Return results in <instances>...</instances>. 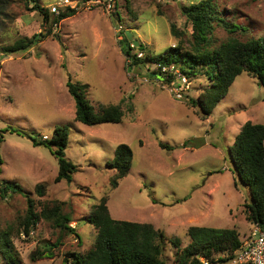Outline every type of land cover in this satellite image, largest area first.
Segmentation results:
<instances>
[{
    "label": "rangeland",
    "instance_id": "rangeland-1",
    "mask_svg": "<svg viewBox=\"0 0 264 264\" xmlns=\"http://www.w3.org/2000/svg\"><path fill=\"white\" fill-rule=\"evenodd\" d=\"M34 1L46 8L47 20L32 8ZM54 1L1 0L0 179L18 182L34 197L37 211L43 204L61 202L75 229L62 231L41 217L27 236L19 228L27 204L23 192L0 193V228L12 230L21 264H64L67 251L86 250L96 233L87 216L104 194L114 218L150 222L164 231L165 264H175L170 239L178 237L180 246L185 245L190 224L235 227L244 238L251 226L243 211L250 190L236 174L229 148L245 120L264 123V86L242 71L204 116L189 100L208 85L203 73L188 78L178 97L170 84L151 73L152 62L128 66L123 29L138 41L131 43V52L155 55L178 39L189 46L191 25L181 11L189 0H70L75 13L56 25ZM217 3L228 20L245 27L235 32L240 38L264 34V0ZM172 25L182 34L172 33ZM41 29L51 32L28 49L1 51V45ZM228 34L221 25L213 30L217 41ZM69 78L87 83L86 97L95 107L98 102L119 103L121 120L86 124L76 119ZM55 125L68 128L63 153L76 165L70 181L54 179L56 146L48 138ZM30 136L42 142L34 143ZM119 142L131 147L132 160L112 187L114 169L107 161ZM38 182L45 183L42 195L35 191ZM36 249L53 255L32 260ZM0 264H6L1 253Z\"/></svg>",
    "mask_w": 264,
    "mask_h": 264
},
{
    "label": "trees",
    "instance_id": "trees-1",
    "mask_svg": "<svg viewBox=\"0 0 264 264\" xmlns=\"http://www.w3.org/2000/svg\"><path fill=\"white\" fill-rule=\"evenodd\" d=\"M0 0V16L2 5ZM47 20L49 14L46 8L37 1L32 5ZM75 8L67 6L52 18V24H57L62 18L75 13ZM181 11L191 25L189 46H185L181 39L174 45H169L164 51L152 55L137 56L131 52L133 40L127 37L125 30L122 32L123 51L128 59V66L160 62L175 64L188 78L198 72L208 78L209 83L196 98L189 100L199 105L204 116L210 114L213 106L227 92L236 75L245 71L256 78L264 86V34L240 38L235 34L238 30L245 29L242 24L228 20L223 10L219 8L217 0H189L181 5ZM216 25H221L229 33L220 41L213 37ZM171 31L176 36L182 33L171 26ZM51 30H39L30 36H22L12 43L1 45V51L9 54L19 50H26L42 40ZM141 50L145 47L141 43L137 46ZM151 73L163 78L159 70L152 69ZM166 80H169L166 79ZM68 91L74 99L75 118L86 124L101 122H118L123 116L119 103L98 102L93 105L86 97L87 83L66 81ZM11 130L19 129L11 127ZM34 143L42 142L30 136ZM47 139V138H43ZM56 148L58 170L55 180L65 179L70 181L76 165L66 158L63 149L68 143V128L66 125H55L52 135L48 138ZM161 146H167L159 142ZM229 154L234 164V170L240 180L248 185L251 200L243 203L245 218L249 222H256L264 227V123L245 120L235 135L234 142L230 145ZM132 150L125 142L116 144L112 158L107 164L114 169L110 177V184L115 187L119 179L124 176L131 166ZM1 163V159H0ZM9 191L23 192L26 199V209L20 218L19 228L29 235L36 222L42 217L58 226L62 231L74 232L70 225L71 216L62 208V203L54 201L51 205L43 204L39 211L36 210L35 200L32 195L23 191L18 182L0 179V193L6 196ZM35 191L42 195L45 192V183L35 184ZM106 195L100 196L98 202L92 205L87 220L95 227L96 233L92 244L83 251H67L64 264H165L163 258L165 233L156 228L152 223L130 219H118L111 216L107 207ZM10 228H0V253L6 264H21V259L13 244ZM186 233L189 241L180 246V238L170 239L175 246V264H199V256L210 259L213 264L226 260L241 246L239 232L235 227H215L201 224H190ZM58 240V238L56 239ZM54 241L52 245H56ZM226 252L225 256L215 255ZM51 257V250L31 253L30 258L36 256Z\"/></svg>",
    "mask_w": 264,
    "mask_h": 264
},
{
    "label": "built area",
    "instance_id": "built-area-1",
    "mask_svg": "<svg viewBox=\"0 0 264 264\" xmlns=\"http://www.w3.org/2000/svg\"><path fill=\"white\" fill-rule=\"evenodd\" d=\"M91 2L94 4L101 2V0H91ZM67 6L74 7L73 2L70 0H55L51 5V9L59 13L61 8ZM136 55L142 56V51L137 52ZM152 66L153 69L159 70L164 75L163 78L159 79L170 84L171 89L175 91L178 97L182 96L183 91L188 86V76L175 64L152 62ZM168 78L169 80H166ZM43 138H47V136L43 135ZM219 256L223 257L225 254ZM199 259V264H213L210 259L203 255H200ZM217 264H264V227H261L256 222H252L251 228L242 241L241 246L233 252L232 256Z\"/></svg>",
    "mask_w": 264,
    "mask_h": 264
},
{
    "label": "water",
    "instance_id": "water-1",
    "mask_svg": "<svg viewBox=\"0 0 264 264\" xmlns=\"http://www.w3.org/2000/svg\"><path fill=\"white\" fill-rule=\"evenodd\" d=\"M125 33L127 34L128 38L131 36V31L129 29H126ZM137 43H138L137 39H134L133 44L136 45Z\"/></svg>",
    "mask_w": 264,
    "mask_h": 264
},
{
    "label": "crops",
    "instance_id": "crops-1",
    "mask_svg": "<svg viewBox=\"0 0 264 264\" xmlns=\"http://www.w3.org/2000/svg\"><path fill=\"white\" fill-rule=\"evenodd\" d=\"M246 220H247V219H246ZM250 224L252 225V222H251ZM250 228H251V226L248 228V232H249ZM238 232H239V231H238ZM246 235H247V234H246ZM246 235H244V238L246 237ZM239 238H240V234H239ZM244 238H240L241 241H243ZM222 254H224V253H223V252L219 253V255H222Z\"/></svg>",
    "mask_w": 264,
    "mask_h": 264
}]
</instances>
